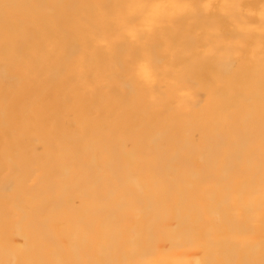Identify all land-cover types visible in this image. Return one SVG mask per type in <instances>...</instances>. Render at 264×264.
Instances as JSON below:
<instances>
[{
  "label": "bare ground",
  "instance_id": "bare-ground-1",
  "mask_svg": "<svg viewBox=\"0 0 264 264\" xmlns=\"http://www.w3.org/2000/svg\"><path fill=\"white\" fill-rule=\"evenodd\" d=\"M0 264H264V0H0Z\"/></svg>",
  "mask_w": 264,
  "mask_h": 264
}]
</instances>
